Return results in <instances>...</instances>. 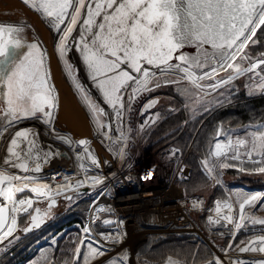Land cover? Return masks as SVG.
Listing matches in <instances>:
<instances>
[{"label":"snow or ice","instance_id":"6c2138e0","mask_svg":"<svg viewBox=\"0 0 264 264\" xmlns=\"http://www.w3.org/2000/svg\"><path fill=\"white\" fill-rule=\"evenodd\" d=\"M22 2L53 23V30L59 34L54 51L63 62L64 70L76 90L81 93V102L98 125L101 138L117 145L114 151L118 158L123 159L126 155L131 129L122 127L117 131L114 122L124 125L126 113L132 110L133 104L144 93L187 82L197 90L195 102L202 104L203 111L207 112L210 103L228 102L236 91L234 82L250 74L248 79L252 83L245 85L248 94L258 90L264 95V69L260 68L264 65V58H261L264 53L255 57L250 55L249 48L250 44L255 46L260 42L257 33L264 26V0ZM77 25L80 26L78 30ZM23 32L24 26L19 23H0V147L5 153L0 157V250L9 249L20 239L14 235L18 215L29 221L22 228L24 233L40 227L43 215H47V212L42 215L40 208L33 207L36 202L33 198L17 194L29 191L36 197H46L50 211L57 204L53 194L62 195L66 201L74 203L77 197L90 194L81 192L82 188L95 189L105 181V177L95 171L101 165L89 141L85 138L74 140L57 133L54 125L58 101L55 87L49 83L50 73L45 67L48 53L36 43H26L22 39ZM73 32H77V35L73 36ZM205 45H210L211 50L206 49ZM186 46L195 48V54H185L182 50ZM71 51L78 54L85 69V78L108 106L107 110L93 97L91 88L79 78L75 61L67 59ZM242 61H247L246 67L241 66ZM223 71L228 72L226 78L220 77ZM74 72L77 74L73 75ZM206 80L211 83H204ZM209 95L213 96L212 101L205 100ZM156 103V98L150 99L144 104L141 114L149 112ZM158 115L146 117L141 127L154 123ZM26 120L43 124L47 134L66 146L76 161H90V164H79L82 178L73 184L67 177H61V184L51 179L43 188L38 186V177L31 173H40L51 160L66 157L54 145L40 141L39 130L33 131L31 126L20 128L19 125ZM222 134L223 140L220 139ZM215 135V143L201 161L202 174L208 179L219 186L220 170L229 168L264 174V125L247 131L243 138H233L231 133H222L220 128ZM179 151L171 150L169 157L176 158ZM245 163L257 167L244 168ZM179 171L183 176L184 169ZM68 192H74L76 196L68 195ZM100 196H107L103 188L98 193ZM261 199L259 194L238 195V214H234L230 200L215 202V217L210 215L207 219L210 224L227 227L232 233L226 254L233 249L234 237L239 230L248 227V223L242 221L264 225V219H255L254 214H246V205L255 208ZM200 203L199 200L194 201L193 207ZM90 207L92 223L103 226L113 223L108 218H102L101 214H110L112 210L100 205L99 199L93 201ZM221 208L227 210L223 216ZM256 210H264V203ZM121 236L119 232L96 233L91 224L83 226L81 236L75 242L73 256L64 264H91L93 259L106 255L109 243H120ZM54 244L55 237L49 246ZM235 250L239 253L258 252L262 258L249 260L237 256L230 260V264H264V233L251 235L247 242L241 240L235 244ZM128 260L126 254H117L110 258V264H126ZM209 264L224 262L216 257Z\"/></svg>","mask_w":264,"mask_h":264},{"label":"trees","instance_id":"16d2710c","mask_svg":"<svg viewBox=\"0 0 264 264\" xmlns=\"http://www.w3.org/2000/svg\"><path fill=\"white\" fill-rule=\"evenodd\" d=\"M257 37L260 42L255 46L251 44L249 46L250 55L255 57L264 53V26L258 31ZM261 69H264V65ZM167 89L171 95L169 103L159 104L153 110L159 115L155 124L146 131L141 147L146 151H154L165 146L180 148L183 155L186 156L185 163L190 167V178L179 182L188 195H196L199 192H195L197 190H192V188L203 189L212 181L202 174L201 161L206 158L213 145L217 129L235 130L247 125L264 124V95L260 93L250 95L246 89H243L238 94L231 96L228 106L220 107L217 110L218 106L210 103V110L204 112L200 105L199 111L193 114L189 109H184L182 95L179 92L173 91L172 86H168ZM170 108L174 110L170 111ZM230 163L236 162L230 161ZM243 167L251 169L257 165L245 163ZM227 170L229 174L235 176H241L244 173V171H238L235 168ZM237 181L244 184L247 182L250 185L261 182L244 176L238 177ZM219 192L218 189L213 190L211 202L218 197ZM90 202L89 197L81 196L74 205L65 211L63 208L66 202H61L55 208L51 219L41 229L26 235L22 234L19 229L21 234L19 242L6 251L0 264H25L37 260L39 257L45 258L50 264H64L66 260L70 261L75 242L80 238L82 227L85 225ZM202 214L204 216H201V220L204 222L206 213ZM97 230H101L100 226H97ZM54 237L56 244L50 247ZM36 245L39 246L36 247ZM43 250L46 251V255ZM211 255V249L194 236L171 233L154 239L150 252L140 257L139 263L160 264L171 257L178 259L180 261L178 264H199L206 261ZM77 264L79 263L77 262Z\"/></svg>","mask_w":264,"mask_h":264},{"label":"rangeland","instance_id":"374dc122","mask_svg":"<svg viewBox=\"0 0 264 264\" xmlns=\"http://www.w3.org/2000/svg\"><path fill=\"white\" fill-rule=\"evenodd\" d=\"M9 12L11 14L13 13V15H18V16H21V17H25L26 19H32L34 21L41 22L42 24H40V25H42V28H44L43 30L45 31V33H43V32H40V33H42L44 36H46V34H48V36L50 37L49 40L52 43L51 49H52L53 46L56 45L59 34L56 33L53 30V23L50 21V19L45 17L42 13H38L35 10L30 9L28 6H26L24 3H22V0H0V13H1V15H0V23H4V24L16 23V22H11V21H14V17H12V16L10 17ZM22 26H24V32L21 34L22 35V39L26 43H36L41 50L46 51V48H44V46L46 44L44 43V41H43L42 37L40 36V34H37L36 32L33 31L32 28H30V27H28L26 25H22ZM79 27L80 26L77 25V30L79 29ZM55 33L57 34V36H56ZM75 35H77V32H73V36H75ZM205 48L208 49V50H211V46L210 45H205ZM182 51L185 54L194 55L195 52H196V49L193 48V47L186 46L185 49H183ZM53 52H55V51H53ZM54 54H55L56 58L58 59L57 54L56 53H54ZM67 59L75 61L76 67L79 70V72H78L79 78L83 80V82H84V84L86 86L91 88V84L85 78V69H84V67H83V65L81 63L80 58L78 57V54L75 51H71L69 53ZM47 60L48 59H46V61ZM46 61H45V67L47 68ZM173 62H175V61H173ZM240 63H241L242 67H246L247 66V61H242ZM58 64L60 65L59 67H60L61 71H63V73L65 74L66 78L68 79V80H65V81L70 86V89L73 91V92H71V90H70V93L74 94V95L73 94L72 95L74 96L76 103H78V101H79V103H81V93H79L76 90L72 79L69 78L67 72L64 70L63 62L58 59ZM145 66L147 67V65H145ZM262 66L263 65H261V67ZM56 68L58 70V67H56ZM259 70L260 69H257V71H259ZM154 71H155V69H154ZM60 74L61 73L58 72V75H57L58 79L57 80H58V82H60L62 84V87L64 88L66 96H69L70 94H69V92H67L68 89H65L66 86L64 85L63 80H62V78L64 79V77L62 75H60ZM76 74L77 73H75V72L73 73V75H76ZM248 75H250V74H248ZM248 75H244V76L240 77L239 79H237L234 82V85L236 87V91H235L234 94H238L243 89H246L247 92L249 91L245 87L246 84L252 83V81H250L248 79ZM227 76H228V72L227 71H223V72L220 73V77L226 78ZM161 79H165V78L162 77ZM49 83L54 85L51 80H49ZM204 83H211V81H207L206 80V81H204ZM167 87L168 86L160 87V88H158V89H156L154 91H151V92H148V93H144L142 95V97L136 101V105L137 106L135 105L136 107H134V106L132 107L133 108V114H134V117H136L137 122L140 123L141 126H142V124H144V121H145L146 117H149L151 114H156V112H153V110H152V111H149L148 113H146L143 116L141 115L143 106H144V104L146 102H148L153 97H160V105H164L166 103H169L171 95L168 93V89L166 90ZM91 90H92L93 97L96 100H98L99 103L101 104V106L105 107L106 110H107L108 106L104 104L102 99H100L99 94L97 93V91L94 88H91ZM172 90L176 91V92H179L182 95V100L184 102L183 103L184 109H189V111L191 113H193V114H195V113H197L199 111L200 105H202V104L195 102L197 100V96L195 95L197 90L190 83L180 82L179 84L172 85ZM5 91H6V89H5ZM221 91H223V89H221ZM55 92H56V87H55ZM259 93L260 92L258 90H254V94H259ZM254 94H251V95H254ZM5 99H6V97H5ZM218 99L223 100L224 97H218ZM205 100L206 101H212L213 100V96L209 95V96L205 97ZM57 101H58V99H57ZM229 101H230V99L228 100V102ZM228 102H225L223 104H220V103H213V104H214V106H218L217 110H219L220 107L228 106L229 105ZM71 103H72V108L75 111V114L78 115L77 116L78 123L79 124L81 123L80 126L82 128H83V126H85L84 128L87 129V130L83 131V129L81 128V133H78V134L79 135L90 134L91 131H92L91 128H90V120L89 119L87 120V117H85L84 115H82L80 113L78 107L76 106V104L74 102H71ZM83 107L85 108V106H83ZM60 108H62V101L61 102L58 101V107H57V111H56V117H58L59 119H61L59 117L60 114L58 115L57 112L59 111ZM67 109H68V107H67ZM68 111H69V109H68ZM67 114H65L66 117L68 116ZM69 114L71 115L70 111H69ZM70 115H69V118L72 120L73 124L71 125L72 127L68 126V125H70V121L68 120L69 122H68L67 127H70V128H68V130L71 133V132H74L73 128H74V125H75V121H73V119H72V117ZM58 118H55V120L57 122H58ZM157 118H158V116L155 118V122H156ZM101 119L103 120L104 118L101 117ZM26 121H28V125L23 127V128H27V127L31 126L33 131L37 130L38 127H36L34 125L36 123V121H34V120H26ZM56 121H55V125H54V126H56V131L59 132V133H68V130L61 132L58 129L60 127L57 125ZM155 122L154 123L150 122V123L146 124L144 127H147L149 129L151 126H153L155 124ZM29 123H31V124H29ZM114 124H115V122H114ZM259 125H264V124L247 125L246 127H243V128H240V129H235V130H231V129H225L224 130V129H222V133H231L233 138H235L236 136H240V137L243 138L244 134L247 131H254L256 129V126H259ZM96 126L98 128V125H96ZM148 129H146V131ZM43 130L46 131V128H43ZM146 131H144V133H142V135H141L142 139H143ZM42 133L44 135H46V132L45 133L42 132ZM92 133H94V129H93ZM39 138H40L39 140L43 142L42 139H44V137L42 135H39ZM220 139L221 140L224 139V135L223 134L221 135ZM249 139H250V137H249ZM215 141H216V139H215ZM215 141H214V143H215ZM5 143H6V140H5ZM43 143L47 144V145L49 144L48 141L43 142ZM53 144H55V147H56V145H59V149L60 150L62 148L64 149V145L63 144L57 143L56 141ZM101 145L102 144L100 143L99 147ZM212 146H211V148H212ZM161 148H164V147H161ZM241 151H243V149H241ZM4 154L5 153L3 151V148L0 147V157H2ZM206 157H207V155H206ZM65 161H68V160L66 158H58V160L57 159L56 160L53 159V160H51L50 163L45 164L43 166L42 171L40 173H31V175H34V176L38 177L39 182H40L38 186L43 188L44 184L48 183L51 180V179H48V177L51 175V173L54 172V167H55L56 162L64 163V164L68 165L70 168L72 166L70 164L75 162L74 160H72V161H70V164H68ZM70 170L68 172L66 171V174L64 173L63 175H65V177H67L70 180L71 183H75L76 180L79 179V177H74V175H70V174H75L76 173V172L73 173L72 170L71 171ZM11 171H16V170L15 169H11ZM76 174H78V172ZM21 175H23V173H21ZM242 176L249 177V178L254 179V180H260L261 182H260V184L250 185L247 182L244 184V183H241V182L237 181L238 177H242ZM55 178H56V174L54 176V181H55ZM219 178H220V181H221L219 186H217L216 182L211 179L212 181L209 183V185L205 186L203 189H194V188H192V190H197L195 192H199L196 195H188L187 194L188 192H186L185 188L183 187V189H184L183 190L184 198H186V200H188V203H189V207L184 209V216L187 217L186 224L188 226V230H185L186 232H180V231L172 232V231H166L165 230V232L157 231V233H155L153 236L151 235V233H149V236H151V237L156 239V237L157 238L164 237V236H166L168 234H171V233H174V234H177V235L190 234V235L194 236L195 238L201 240L203 243H205L212 251L211 257H209L206 261H204L202 263L200 262L199 264H209V261L213 260L216 257L221 258L223 260L224 264H230L229 261L231 259H233V258L230 257L228 254H226L225 250L227 249V246L230 243V240L232 238V233L229 232V229L227 227H220L219 225L210 224L208 222L207 218L210 215L215 217V202L216 201L223 202L225 200H230L233 203V212H234V214H238V202H237L238 195H242L243 193H251V194H259L262 197V199L259 202L256 203V207L255 208L246 205V214H254V218L255 219H264V210H260V211L256 210L257 208L260 207L261 203H264V174H262V173H248V172H244L241 176H235V175L229 174L227 169L226 170L221 169ZM55 183L56 184H61V183H63V180L60 183H57L55 181ZM175 185H176V183H175ZM31 186H36V185H31ZM177 187H176L177 188L176 190H178L180 188V186H177ZM214 189L215 190L218 189V190H220V192H219L218 197L214 198L212 200V202H211V197L213 195V190ZM18 195H20V196H30L31 198H33L34 201H36V202H34L33 207H35V205L37 203L46 204V202L48 201V200H46V201L42 202V201L38 200V197H36L34 193H30L29 191H26L25 193H21V194H18ZM172 195H173V197H166L165 193L160 194L161 197H164L165 199H168V200H172V202H173V204H172L173 206L169 205V207H171V208H168L167 210H169V209L174 210L175 209V205L177 203L176 201L178 199V195L176 193H173ZM57 197H62V195L61 196H56V195L53 194V199L57 198ZM79 197H81V196H79ZM79 197H77V199H79ZM153 198H154V196H152V199ZM77 199H76V201H77ZM196 200H199L201 203L197 204L196 207H193V202L196 201ZM60 201H62V200H60ZM76 201L74 203L70 202V201H67L64 204L65 207L63 208V211L67 210L69 207L74 205L76 203ZM90 204H91V202H90ZM122 205H123V209H128L127 205H125V204H122ZM89 207H90V205H89ZM89 207H88V209H89ZM88 209H87V215H88ZM226 211H227L226 209L221 208V215L223 216V214ZM202 213H206L205 214L206 215V217H205V221L206 222L205 221L203 222L201 220V216L203 215ZM138 214H139V211H138ZM87 215H86V220H85V225L84 226H86ZM132 218L134 220H136L135 216H132ZM22 219L23 218L18 215L17 230L14 233L15 236L21 237L19 229L24 227L28 223V221H26L25 219H23V220ZM137 223H138V225L140 227H147V224L144 222V219H143L142 216H138V222ZM242 223H248V227L246 229L239 230V233L237 235H235V237H234L233 249H229L227 251V253L228 252L229 253H236L237 250H235V244H239V242L241 240H244L245 242H247V240L251 237V235H253V234L254 235H260V234L264 233V225H259V224L251 225L247 220L242 221ZM203 225H205V226H203ZM192 227H194L195 230H191ZM139 238L140 237L138 235V239ZM122 239H123V236H122ZM122 239H121V243L118 244L119 246H118L117 250L116 249H114V250L107 249L106 255L93 259L91 261V264H110V258L116 257L117 254H120V255H125L126 254L130 258L131 257L130 254L133 252V247L135 249V247H140V246H145L146 245L145 243H142V244L141 243H137V244L136 243H131L127 239L125 240V238L122 241ZM19 240L15 241V243L12 244L10 247L16 246L17 243L19 242ZM151 240L149 242L148 247L145 248V250H142L140 253L136 254V264H140L139 263V258L140 257H142L144 255H147L150 252L154 239H151ZM38 246L39 245H36V247H38ZM240 246L243 247L244 245H240ZM7 250L8 249L0 250V260L2 259V257L4 256V254L6 253ZM43 251H45V250H43ZM120 252H122V253H120ZM46 254L47 253L45 251V255ZM85 254H86V252H85ZM251 254L252 255L253 254L262 255V254H260L258 252L257 253L248 252V255L244 254V255H246L245 258L251 260V257H250ZM42 257H44V255H42ZM128 262H129V260L126 262V264H128ZM178 262H180L178 259H176V258L174 259V258L170 257V258L166 259L165 262L160 263V264H178ZM25 264H50V262L48 260H45V258H40L39 257L37 260H32V261L26 262Z\"/></svg>","mask_w":264,"mask_h":264},{"label":"built area","instance_id":"2783aa9c","mask_svg":"<svg viewBox=\"0 0 264 264\" xmlns=\"http://www.w3.org/2000/svg\"><path fill=\"white\" fill-rule=\"evenodd\" d=\"M130 113L131 111L129 113H126L125 121ZM122 127L131 129V132L129 134L130 138L128 140V146L125 149L126 155H131V158H130L131 163H128L127 165L123 164L121 166L122 169L119 173L118 179L116 180L109 179V176H110L109 173L105 170H101L99 171V173L105 177L104 184L97 186L95 189H91L90 187H85L87 188V192L90 193L89 195L85 196V197L90 198L91 200L90 205H92L93 201L99 199L100 205L111 208L112 211L110 214L105 213L101 215H102V218H108L112 220L113 223L106 225V226L99 225V223H92L93 213L91 211V207H89L86 225L91 224V226L93 227L96 233L119 232L123 236V227L125 225L129 226L130 223H132L129 221H133L134 219L132 218V215L130 214L125 215L124 213L119 211L118 206H116L114 203L115 198L124 196L128 194L129 192V193L142 195L145 199L147 198L152 199L153 194L158 193L156 192V190L158 189L157 187L161 186L163 189L167 187V189L169 190L174 189L173 191H180L182 195L181 196L178 195L175 209L174 210L169 209L166 212H164L161 215L160 219L156 222V224L160 226L164 232L165 230L172 231V232H178V231L186 232L185 230H188V226L186 224L187 217L184 216V209L189 207V203H188V200L184 198V194H183L184 189H183V186L179 182L180 180H186L190 178V167L185 163L186 156L183 155L182 151L177 146H169L165 148H159L154 151L142 152L140 149L141 142H142L141 135L148 128L147 127L142 128L140 123L137 122L136 117H134V120L132 122L130 123L126 122L124 125L117 123L115 128L117 129V131H119ZM90 128H91V123H90ZM93 129H94V133H90L91 135H88V134L79 135L78 134V136H83V138L89 141V146L92 149L93 154L98 159L103 157L102 153L97 155L95 151V148L99 147V144L101 143L102 145L100 147L107 146L112 150L114 159H120L117 157L114 151L115 145L101 138L100 131H98V128L96 125H93ZM93 129L91 132H93ZM173 149L180 150L177 153L176 158L169 157V152ZM65 157L68 160L67 161L68 164L72 160L75 161V159L73 158L72 152L70 153V156L67 155ZM144 158L149 163H155L156 168L152 170H148L147 167H143ZM70 165L75 167L76 161ZM181 168L184 169L183 176L181 175L179 171ZM55 174H56L55 181L57 183H60L62 181V179H60L61 177H65V175H61L58 172H55L54 174L51 173L53 177L55 176ZM74 177H79L80 179L82 178V175L75 174ZM175 183L177 186H180L178 190H176L178 187L175 185ZM101 188H103L104 191L107 193L106 197H103V196L98 197V193L100 192ZM70 193H73V192H68V194ZM163 193L166 194V190H163L160 192V194H163ZM38 200L43 202L48 199L46 197L44 198L38 197ZM142 217L144 219V222L150 226V223H148V221H151L152 218L151 217L147 218L145 216H142ZM97 226H100L101 230H97ZM122 236H121V239H122ZM118 244L119 243L117 244L109 243L107 249L114 250Z\"/></svg>","mask_w":264,"mask_h":264},{"label":"bare ground","instance_id":"6f19581e","mask_svg":"<svg viewBox=\"0 0 264 264\" xmlns=\"http://www.w3.org/2000/svg\"><path fill=\"white\" fill-rule=\"evenodd\" d=\"M9 14H10V17L11 16L14 17V21H11V22H16V23H19L21 25H26V26L32 28L34 32H36L37 34H40V36L42 37L44 43L46 44L44 46V48H46V52L48 53V57H47L48 60L46 61V64H47V69H48V71L50 73V80L53 82L54 86L56 87L55 94L57 96L58 101H60V102L62 101V108H60L59 111L57 112L58 115L60 114L59 117L61 119H59L58 117H56V118H58V122L55 120L57 122V125L60 127L58 129L61 132L62 131H66V130H68V128H70V127H67L68 122L70 121V125H68V126H71L73 124L72 120L69 118V115H70L69 114V111L71 112V115L70 116L72 117L73 121H75V125H74V128H73L75 133H73V132L70 133L69 130H68V133H59V132H57V133L58 134H63V135H66V136H70L74 140H77V139L79 140V139L83 138V136H78V133H81V128L82 127L80 126L81 123L80 124L78 123V119H77V116L78 115L75 114V111L72 108V103L71 102H74L76 104V106L78 107L80 113L82 115H84L85 117H87V120L88 119L90 120L91 130L93 129V125H96V124L93 122V119H92L91 115L89 114V112L86 110V108L83 107L84 105L82 104V102L79 103V101H78V103H76L75 98L73 96L74 94L72 93L73 94L72 95L70 93V90H71L70 89V86L65 81V80H68V79L66 78L65 74L63 73V71H61V69L59 67L60 65L58 64V59L56 58V56L54 54L55 52H53L54 51V46L51 49L52 43L49 40L50 37L48 36V34H46V36H44L42 33H40V32L45 33V31L43 30L44 28H42V25H40L42 23L41 22L34 21L32 19H26L25 17H21V16H18V15H13V13L11 14L10 12H9ZM0 15H1V13H0ZM56 36H57V34H56ZM56 67H58V70H57ZM57 71L60 72L61 73L60 75H62L64 77V79L62 78V80H63L64 85L66 86L65 89H68L67 92H69V94H70V95L68 94L69 96H66L65 91H64V88L62 87V84L60 82H58V80H57L58 79V77H57L58 72ZM71 92H73V91L71 90ZM135 105H136V102L133 104V106L136 107L137 105L136 106ZM67 107H68L69 111H68ZM65 114H67L68 116L66 117ZM133 120H134V114H133V108H132L131 113L126 118V122L127 123H130ZM117 123L118 122H115V124H114L115 127H116V124ZM29 124H31V123H29ZM27 125H28V121H25L23 124H21L19 126L21 128H23V127H25ZM34 125L36 127H38L37 130H39L40 135H42L44 137V139H42L43 142L48 141L49 142L48 145H50V146L54 145V147H55V144H53L55 142V139H53L52 137H50L47 134V130L46 131L43 130V128H45V126L43 124L37 123V122ZM84 127L85 126H83V128H82L83 131L84 130H87ZM55 129H56V126H55ZM12 131H15V129H13ZM42 132H44V133L46 132V135L47 136L44 135ZM88 135H91V134H88ZM5 140H7V137L5 138ZM115 147H117V145H115ZM165 147H169V146H165ZM55 148L56 149H59V145H56ZM140 149H141L142 152H145L146 151L142 147H140ZM59 151H60V153L62 154L63 157H65L67 155L70 156V153H71V151H69V149L66 146H64V149L63 148L61 150L59 149ZM95 151H96V154L97 155H99L101 153L103 155V157H101L100 159L97 158L99 160V162H100L101 167H100V169H96L95 171H98V172L101 171V170L107 171L109 173V175L111 174L109 176V179H111V180H116V179L119 178V173H120V171L122 169L121 166L123 164L124 165H127L128 163H131V161H130L131 155H125L123 159H121V158L120 159H114L113 158L114 155H113L112 150L109 147H107V146H104V147H96L95 148ZM58 158H55V160L56 159L58 160ZM111 158H113V159H111ZM65 162H67V161H65ZM80 163L90 164V161H80V162L76 161V166L75 167L74 166H71V168L68 165L64 164V163L56 162L55 167H54V172L52 174H54L55 172H58L61 175H63L64 173L66 174V171L68 172L71 169L73 173L74 172H76V173L78 172L79 175H82V171H81V169L79 167V164ZM143 167H147L148 170H152V169L156 168L155 167V163H149L148 161L145 160V158L143 160ZM75 174H72V175H75ZM53 178L54 177L52 175H50L48 177V179H53ZM157 188L158 189L156 190V192H158V193H154L153 194V196H154L153 199H149V198L145 199L142 195H138V194H134V193H129V192H128V194H126L124 196H121L119 198H117V197L115 198L114 203H115L116 206H118L120 212L124 213L125 215H129L130 214L132 216H135V218H136V220L129 221V222H132V223H130L129 226L128 225H125V226L128 227V232H129V235L130 236L137 235L139 233L142 236V234L146 233L145 231H143L145 227H140L138 225V223H137L138 222V216H145L147 218L151 217L152 220L151 221H148V223H150V226L147 225V228H154L156 230H159V232H164L163 229L156 224V222L160 219L161 215L164 212L167 211V208H169V205L170 206H173L172 205L173 202H172V200H168V199H165L164 197H161L160 196V192L163 191V190H166V195H167L166 197H173V195H172L173 193H176L179 196H181L182 194H181L180 191H173L174 189H170L169 190V189H167V187L165 189H163L161 186H158ZM122 204L127 205L128 206V209H123V205ZM138 211H139V214H138ZM193 228L194 227H192L191 230ZM143 240L145 241L144 243L146 245L145 246H140V247H135V249L133 247V252L130 254L131 257L129 258L128 264H136V254L140 253L142 250H145V248L148 247L151 238H147V235H144L143 236V239L140 238V242H143ZM227 254L230 257H232L233 259L236 258L237 256H241V257H244L245 258L246 255H244V254H247L248 255V252H246V253H239L237 251L236 253H229L228 252ZM250 257H251V259H260V258H262V255H258V254H253L252 255L251 254Z\"/></svg>","mask_w":264,"mask_h":264},{"label":"water","instance_id":"95a60500","mask_svg":"<svg viewBox=\"0 0 264 264\" xmlns=\"http://www.w3.org/2000/svg\"><path fill=\"white\" fill-rule=\"evenodd\" d=\"M154 98H156L157 103H156L155 106H154L153 108H151L149 111H152L154 108H156V106H158V105L160 104V97H154ZM142 110H143V109H142ZM146 113H148V112H145L143 115H145ZM141 115H142V114H141ZM80 191H81V192H87V188H83V189H81ZM68 195L75 196L76 193H70V194H68ZM54 199L57 201V204H56L55 206H53V207L51 208L50 211L48 210V202H49V201L46 202V204H40V203H37V204L35 205L34 208L38 207V208L41 209V214H42V215H43L45 212H47V215H43V221L41 222L40 227H38V228H35V227H34V228L32 229L31 232L36 231V230H39V229L42 228V226H44L45 224H47V222H48V221L51 219V217L53 216L55 208L58 207V205L60 204V202H62V201H63V202H67V201L64 199V196H62V197H57V198H54ZM60 200H62V201H60ZM28 223H29V221H28ZM28 223H27L24 227H26V226L28 225ZM24 227H22V228H24ZM22 228H20L22 234L26 235V234H28V233H31V232L24 233V232L22 231Z\"/></svg>","mask_w":264,"mask_h":264},{"label":"crops","instance_id":"0c3cea01","mask_svg":"<svg viewBox=\"0 0 264 264\" xmlns=\"http://www.w3.org/2000/svg\"><path fill=\"white\" fill-rule=\"evenodd\" d=\"M143 230V229H142ZM192 230H195V228H193ZM141 231V230H140ZM143 231H145L146 233H144V234H142V236L140 235V233L139 234H137V235H132V236H130L129 235V232H128V227L127 226H124L123 227V239L125 238V240L127 239L129 242H132V243H144L145 241L143 240V242H140V238H142L143 239V236L144 235H147V237L148 238H151V239H155V238H153V237H151V236H149V233H151V235L153 236L155 233H157V231H159V230H156V229H154V228H147V227H145L144 228V230ZM148 232V233H147ZM138 235H139V239H138ZM157 238V237H156ZM137 239V240H136ZM123 241V240H122ZM152 241V240H151ZM121 243V242H120ZM116 250L118 249V245H117V247L115 248ZM120 253H122V252H120ZM124 253V252H123Z\"/></svg>","mask_w":264,"mask_h":264},{"label":"flooded vegetation","instance_id":"af4514ba","mask_svg":"<svg viewBox=\"0 0 264 264\" xmlns=\"http://www.w3.org/2000/svg\"><path fill=\"white\" fill-rule=\"evenodd\" d=\"M154 109H155V108H154ZM154 109H153V110H154Z\"/></svg>","mask_w":264,"mask_h":264}]
</instances>
